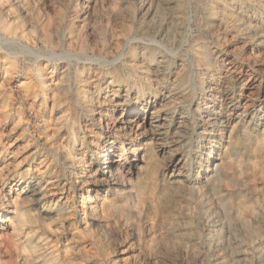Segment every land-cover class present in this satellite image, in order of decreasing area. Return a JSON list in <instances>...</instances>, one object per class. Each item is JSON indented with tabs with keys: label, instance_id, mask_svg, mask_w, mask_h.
I'll use <instances>...</instances> for the list:
<instances>
[{
	"label": "rangeland",
	"instance_id": "rangeland-1",
	"mask_svg": "<svg viewBox=\"0 0 264 264\" xmlns=\"http://www.w3.org/2000/svg\"><path fill=\"white\" fill-rule=\"evenodd\" d=\"M0 39V264H264V0H0Z\"/></svg>",
	"mask_w": 264,
	"mask_h": 264
},
{
	"label": "bare ground",
	"instance_id": "bare-ground-1",
	"mask_svg": "<svg viewBox=\"0 0 264 264\" xmlns=\"http://www.w3.org/2000/svg\"><path fill=\"white\" fill-rule=\"evenodd\" d=\"M77 10H78V8H77ZM9 41L8 40H3V39H0V43H8ZM102 63V62H101ZM8 83V82H7ZM131 113V112H130ZM137 114V113H136ZM126 115V114H125ZM131 116H135L134 114H131ZM150 116V115H149ZM149 120V119H148ZM138 121V120H137ZM143 122V121H142ZM127 123V122H126ZM129 123H130V121H129ZM141 124V123H140ZM137 127V126H136ZM107 151V150H106ZM108 153H109V151H108ZM109 154L108 155H106L105 157H104V159H103V162L100 164V166H106V168L109 166ZM100 163V162H99ZM114 163V162H113ZM116 165V164H115ZM97 166V165H96ZM221 166V165H220ZM75 168V167H74ZM103 168V167H102ZM118 168V167H117ZM206 172V171H205ZM104 173V172H103ZM197 184V183H196ZM114 185V184H113ZM2 214H3V212H2ZM8 224L9 225V227H11V226H14L16 223H17V218L14 216V218H12V219H6V220H0V231H1V234H0V244H1V242H2V240H3V236H4V234H3V231H4V226H5V224ZM9 229V228H8ZM8 231V230H7Z\"/></svg>",
	"mask_w": 264,
	"mask_h": 264
}]
</instances>
